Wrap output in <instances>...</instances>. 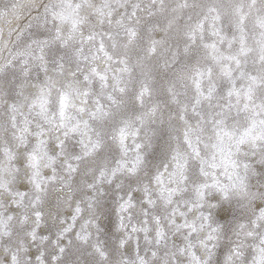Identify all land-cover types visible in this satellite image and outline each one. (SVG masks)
Instances as JSON below:
<instances>
[{"label":"snow or ice","instance_id":"obj_1","mask_svg":"<svg viewBox=\"0 0 264 264\" xmlns=\"http://www.w3.org/2000/svg\"><path fill=\"white\" fill-rule=\"evenodd\" d=\"M0 264H264V0H0Z\"/></svg>","mask_w":264,"mask_h":264},{"label":"bare ground","instance_id":"obj_2","mask_svg":"<svg viewBox=\"0 0 264 264\" xmlns=\"http://www.w3.org/2000/svg\"><path fill=\"white\" fill-rule=\"evenodd\" d=\"M26 22V21H25ZM33 252H35V249H33Z\"/></svg>","mask_w":264,"mask_h":264}]
</instances>
